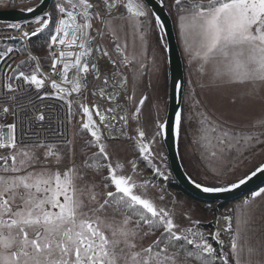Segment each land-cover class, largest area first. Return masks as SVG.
<instances>
[{
  "label": "snow or ice",
  "instance_id": "1",
  "mask_svg": "<svg viewBox=\"0 0 264 264\" xmlns=\"http://www.w3.org/2000/svg\"><path fill=\"white\" fill-rule=\"evenodd\" d=\"M7 6L0 0V7ZM157 7L168 8L189 65L195 62L207 77L201 89H234V105L264 102V0H57L55 21L44 12L31 32L19 23L0 28L18 32L6 39L25 45L48 29L51 60L49 73L38 65L25 71L34 59L30 54L13 67L10 55L23 49L0 51V96L6 97L0 100V264H264V228L257 231L253 208L256 198L264 199V187L237 205L233 216L217 219L229 240L225 245L218 228L211 234L216 248L199 221L181 212L189 224L177 222L175 208L164 203L163 186L140 178L143 161L168 180L155 164L166 157L154 146L169 133L177 148L185 134L205 174L215 179L234 174L246 153L264 152V116L250 125H229L202 108L194 87L187 114L175 111L171 123L154 104V131L146 135L141 116L149 96L142 81L147 70L152 88L160 72L156 50L148 54L149 37L167 35ZM156 44L170 51L164 36ZM175 90L182 95V84ZM89 91L106 106L86 103ZM25 96L33 105L53 100L59 106L44 104L33 116L18 102ZM132 125L135 135L129 136ZM120 138L133 141L136 159L113 160L108 142ZM257 173H264V162L220 186L190 182L203 193H225Z\"/></svg>",
  "mask_w": 264,
  "mask_h": 264
},
{
  "label": "rangeland",
  "instance_id": "2",
  "mask_svg": "<svg viewBox=\"0 0 264 264\" xmlns=\"http://www.w3.org/2000/svg\"><path fill=\"white\" fill-rule=\"evenodd\" d=\"M167 2V0H166ZM57 0H53L54 6L56 5ZM52 4V5H53ZM0 9H4V7H0ZM10 34V33H7ZM11 36V35H7ZM164 36V33H155L154 35L149 37V56L152 55L153 49L156 50L157 53V63L160 67V72L158 76L152 77V88H148L149 75L146 70V75L143 77L142 81V91L149 96V99L145 102V106L142 109V124L145 128L146 135L150 137L154 131L153 121L156 118L157 111L153 107L154 104H159V116L166 120L167 112L169 107V80H170V70H169V59L168 53L164 52L162 48L157 47L156 37ZM27 44V43H26ZM130 48H131V40H130ZM30 54V52H29ZM19 57L14 59L12 62V66L17 65L19 62L26 59V56L21 55L18 52ZM31 55V54H30ZM44 55L50 56L49 49H45ZM32 56V55H31ZM36 57V56H35ZM34 58V57H33ZM37 61V64L42 70L48 71L42 67V64L38 62L37 57L34 58ZM185 66V65H184ZM51 68H49L50 70ZM187 71V70H185ZM203 79H207V77H202ZM199 82L202 80L201 78H197ZM207 81V80H206ZM186 86V85H185ZM190 87L184 89V96L182 107L183 109L182 115L187 114L189 110V98L188 92ZM196 99L200 101V104L204 110L207 111L211 116L218 118L222 121H225L229 125H234L237 127H242L245 125H250L256 119L264 116V102L260 100L249 101L247 103L241 104L239 100L234 105L231 103V98L236 95V91L234 89L224 90L223 92H218L213 89H201L199 85L195 87ZM87 96L86 103L91 105L93 102L100 103L102 105V101H97L95 97L91 95V92L85 94ZM139 95V92L137 93ZM226 105H229L227 108L223 109ZM247 114V115H246ZM77 120L79 117L76 118ZM76 123V120L73 121ZM129 136L135 135L134 125L128 128ZM109 143V152L113 158V160H120L121 162L126 163L128 160L136 159L137 154L134 150L133 141L129 139H117L111 140ZM155 151L162 152L166 159L161 162L160 160H156L155 164L160 166L162 170H166L168 174L167 181H160L158 179H150L151 174L145 169L142 161L139 163V169L142 172L141 179L151 180L153 183L163 186L168 193V198L164 202L169 208H175L177 213V222L182 225H188L189 221L184 219L180 213H187L191 216L192 220H197L200 222L199 227L203 226V224H215V229L209 231V234L215 233L219 228V231L223 233V239L228 240L229 236L224 232V228L218 227L217 219L223 216H232V202L230 205L226 207L224 212L215 217L214 214V203H208L200 201L189 195L187 192L181 193L179 190H176L169 184V179L173 176L170 164L168 160L167 151L164 143L154 146ZM178 153L180 156L181 163L188 174L189 178L192 180H196L202 184H210L214 186H220L224 183L235 179L236 176L244 172H250V170L254 169L256 165H259L261 162H264V152H260L259 149L256 150V154L253 155L251 153H246L248 159L245 160L243 165H240L238 170L233 174L229 172L226 176L221 177L219 179L212 178L211 175L205 174V169L199 159V154H192V147L189 145L188 137L182 133V138L179 143ZM153 196H158V192H154ZM244 198V197H243ZM242 199V198H241ZM172 200L177 201L178 203L173 206L171 203ZM157 203L160 201L157 199Z\"/></svg>",
  "mask_w": 264,
  "mask_h": 264
},
{
  "label": "water",
  "instance_id": "3",
  "mask_svg": "<svg viewBox=\"0 0 264 264\" xmlns=\"http://www.w3.org/2000/svg\"><path fill=\"white\" fill-rule=\"evenodd\" d=\"M52 4L53 0H44L43 3L40 1L38 5L33 7L35 9L33 12H28L23 9H0V24L25 23L34 20L42 13L47 12ZM156 11L159 13L166 25L165 31L167 35H165V38L170 47V51L167 52L169 59L170 80L169 107L166 121L171 123L172 119L174 118V112L180 111L182 107L186 81L185 66L177 39V32L173 18L168 15L167 8L157 7ZM12 61L7 63H12ZM176 84H182V95L176 92ZM164 145L167 151L170 169L174 179L185 192H187L192 197L199 199L200 201L208 203L235 202L245 197L247 194H250L251 192L264 186V173H257V175L249 180L245 185H242L240 188L234 189L230 192L203 193L199 189L195 188V186L190 182V178L181 163L178 148L174 144L170 133L164 142Z\"/></svg>",
  "mask_w": 264,
  "mask_h": 264
},
{
  "label": "trees",
  "instance_id": "4",
  "mask_svg": "<svg viewBox=\"0 0 264 264\" xmlns=\"http://www.w3.org/2000/svg\"><path fill=\"white\" fill-rule=\"evenodd\" d=\"M167 10H168V8H167ZM47 12H50L53 14L52 19H53V21H55L57 14L55 13L54 4L50 7V9ZM49 27L51 28V27H53V25H50ZM48 38H49V30L45 29L40 34H38L37 36L32 37L31 40L28 41L26 45L22 44L18 41H12V40H8V39H4V40L0 41V51H3L6 47L21 48V49H23V53H21V52H19V53L23 56H26V59H24L23 61L28 60V56H29V52H30L31 55H34L37 57L38 62L42 64V67L44 69L49 70L50 63H51L50 56L44 55L45 49L48 48V44H47ZM20 63L21 62H19L18 64H20ZM37 65H38L37 61L35 59H32L30 66L28 68H25L24 70L25 71H31ZM13 67H16V65H14ZM10 74L11 73H9V75ZM133 146H134V143H133ZM142 163L144 164L145 169L151 174L150 179L155 178V179H158L160 181H163L162 178L156 177L154 175L152 170L146 166L145 162L142 161ZM168 182L173 188H175L176 190H179L181 193H184V190L178 185V183L176 182V180L174 179L173 176L169 179ZM250 194H247L245 197L249 196ZM231 203L232 202L214 203L215 217L221 215L224 212V210L226 209V207L228 205H230ZM214 229H215L214 223L203 224V226L201 227V230L204 231L206 235H208L209 242L212 243L214 247L219 248V245L214 240H212V237L209 234V231L214 230ZM220 233H221L220 239L222 241H224L225 245H227L229 239L224 240L223 239V233L222 232H220Z\"/></svg>",
  "mask_w": 264,
  "mask_h": 264
},
{
  "label": "built area",
  "instance_id": "5",
  "mask_svg": "<svg viewBox=\"0 0 264 264\" xmlns=\"http://www.w3.org/2000/svg\"><path fill=\"white\" fill-rule=\"evenodd\" d=\"M40 1L41 0H8V6L4 7V9H23V10H26L28 8L35 7L36 5H38L40 3ZM34 20H31V21H28L25 23H19V24H21L23 26L24 31L31 32L32 30H34L37 27V25L34 23ZM5 25H7V24H0V28L4 27ZM7 33H15V36H17V37L20 35L18 32L6 30L4 32H0V41L6 39ZM18 57H19V55H17V52H13L10 55L7 62L12 61V60L14 61V59H16ZM32 57L36 58L34 55H32ZM4 67L5 66L3 64L0 65V84H2L4 82V76H3ZM50 71H51V69L48 71L42 70L43 73H49ZM4 99H6L5 96H0V100H4ZM18 102L26 104L27 108L25 109V111L28 112L30 115H33V116H35L37 114L34 111V109L40 108L44 104H54L57 107L59 106V102L53 101V100L37 101L36 104L33 105V104L29 103V98L27 96H25L23 100L18 101ZM44 111H45L46 115H49V114L53 115V116L56 115V112L51 110V109H44ZM18 115H23V113H18ZM10 121H11V117H9L8 121H5V122L7 123ZM52 123L56 124L57 121L53 120ZM224 226H225V223H224L223 219H220L218 227H221L223 229Z\"/></svg>",
  "mask_w": 264,
  "mask_h": 264
},
{
  "label": "crops",
  "instance_id": "6",
  "mask_svg": "<svg viewBox=\"0 0 264 264\" xmlns=\"http://www.w3.org/2000/svg\"><path fill=\"white\" fill-rule=\"evenodd\" d=\"M177 32V31H176ZM179 42V41H178ZM180 46V43H179ZM181 52H182V56L184 59V65H185V89H187V87H197L199 85V80H197V78H201L204 82H206L207 79H203L200 74L196 71L197 65L195 62H193L191 65H189V61H188V57L184 54V52L182 51V48L180 46ZM206 77V76H205ZM191 80V85L189 84V81ZM229 105H226L223 109L227 108ZM247 115V114H246ZM264 187V186H262ZM260 187V188H262ZM259 188V189H260ZM257 189V190H259ZM255 190V191H257ZM251 194L247 197H244L242 199H239L238 201H235L232 205V216L234 215L233 209L242 203V201L244 199H250ZM253 208L255 209V213H256V225H257V231H259L260 229L264 228V199L261 198H256V201L253 202Z\"/></svg>",
  "mask_w": 264,
  "mask_h": 264
},
{
  "label": "bare ground",
  "instance_id": "7",
  "mask_svg": "<svg viewBox=\"0 0 264 264\" xmlns=\"http://www.w3.org/2000/svg\"><path fill=\"white\" fill-rule=\"evenodd\" d=\"M7 35H11V36H15V33H10V34H7ZM17 55H18V52H17ZM95 99L97 100V101H102V100H100L98 97H95ZM103 102V104L106 106V101H102ZM127 131H128V129H127ZM120 139H124V138H120Z\"/></svg>",
  "mask_w": 264,
  "mask_h": 264
}]
</instances>
